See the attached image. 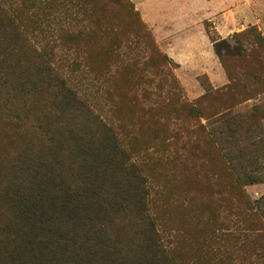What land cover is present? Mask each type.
I'll return each instance as SVG.
<instances>
[{"label":"trees","instance_id":"1","mask_svg":"<svg viewBox=\"0 0 264 264\" xmlns=\"http://www.w3.org/2000/svg\"><path fill=\"white\" fill-rule=\"evenodd\" d=\"M86 1L0 0V90L6 96L10 91L36 95L45 106L23 150L0 163V180L9 181L0 193V212L10 216L0 229V264H178L174 236L159 221L168 209H162L157 173L193 168L191 158L197 153L210 159L220 154L223 141L199 122L198 109L202 102L230 96L233 84L225 91L207 92L192 106L177 98L178 85L171 79L170 104L144 107L137 97L125 94L134 87L129 82L104 92L105 70L95 74V92L110 98L121 90L116 97L120 105L106 119L95 115L57 69L54 53L60 41L73 59L66 72H78V33L68 26L78 29V11H84ZM253 30L252 40L234 45L222 38L211 40L229 80L227 60L244 56L247 46L264 45L262 34ZM34 34L49 41L45 47L33 44ZM51 36L57 40H49ZM149 83L144 78L143 84ZM123 109L124 117L117 113ZM169 109L174 116L165 114ZM256 118L252 114L244 119ZM234 119L235 126L243 120ZM141 133L147 135L143 140ZM200 169L207 171L208 166ZM246 226L257 233L255 244L263 232L255 223ZM249 238L239 226L213 235L216 260L233 264L232 253ZM255 258L264 264L263 251H256Z\"/></svg>","mask_w":264,"mask_h":264},{"label":"rangeland","instance_id":"2","mask_svg":"<svg viewBox=\"0 0 264 264\" xmlns=\"http://www.w3.org/2000/svg\"><path fill=\"white\" fill-rule=\"evenodd\" d=\"M147 1L146 9L157 12L160 8L166 10L175 7L181 15L186 13V20L180 21L182 27L186 25L187 29L190 28L187 25H193L192 36L186 39L187 43L193 42L192 48L205 50L208 41L212 43V39L222 38L219 29L224 31L225 38L222 39L231 45H234V41L252 40L253 28L264 37V0H252L256 3L254 6L258 7L255 13L257 20L261 21L258 25L234 18L221 20L224 9L220 10L217 6L219 0H209V3L207 0ZM86 3L84 11H78V29L68 26L70 32L78 33V72L74 76L66 72L64 67L73 59L60 47V41L54 45L55 66L77 87L78 94L95 115L106 119L116 110L115 106L120 105L116 97L121 90L110 98L102 95V91L100 94L95 92V74L105 70L108 74L105 81H101L104 92H113L116 90L115 84L123 86L129 82L134 87L125 88L129 89L125 94L137 97L144 107L155 103L170 104L168 83L171 79L178 85L177 98L192 106L198 104L207 92L225 91L233 84L230 96L202 102L198 109L199 122L207 132L215 133L223 141L220 154L210 159L208 154L197 153L191 158L193 168L192 165L191 168H168L157 173L156 181L164 195L162 209H168L159 214V221L174 236L178 264H220L213 254L217 247L212 236L220 235L232 226H239L250 236L249 242L240 243V249L232 253L233 264H260L255 252H264V45L262 48L247 46L244 56L227 60L233 81L229 80L213 45L204 63L211 73H224L226 81L218 86L207 74L190 75L189 71L182 70L168 57L134 0H87ZM207 3L210 12H215L211 17L207 13L202 15ZM193 7L200 8L199 14L195 13V19L190 16ZM168 15L169 12L165 13V16ZM200 24L203 25L201 33L197 28ZM52 37L49 40H57V36ZM32 42L42 49L49 41L34 34ZM52 46L53 43H50L49 48ZM155 52L162 59L155 57ZM203 55L205 57L206 53ZM138 69L142 71L140 75ZM139 78H143V81ZM144 78L150 83L143 84ZM2 85L3 81L0 82ZM38 99L36 95L24 97L12 91L6 96V92L0 90V163L5 162L7 156L21 152L25 138L28 139L26 135L37 128V115L45 108L39 105ZM124 111L117 113L124 117ZM172 112L169 109L165 114L174 116ZM252 114L257 117L253 122L244 119ZM232 118L243 120L239 126H235L230 120ZM146 136L141 133L140 140ZM202 164L208 166L207 171L200 169ZM8 184L7 179L0 180V193ZM0 209L3 208L0 206ZM246 214L250 215L247 219ZM9 217L7 212H0V229ZM246 222L255 223L256 229L263 232L255 244L253 241L257 233L248 232ZM218 249L225 251L227 247Z\"/></svg>","mask_w":264,"mask_h":264},{"label":"crops","instance_id":"3","mask_svg":"<svg viewBox=\"0 0 264 264\" xmlns=\"http://www.w3.org/2000/svg\"><path fill=\"white\" fill-rule=\"evenodd\" d=\"M209 3V0H207ZM219 0L217 6L220 10L224 9V12L221 14V20L224 18L225 20L234 18L236 21H245L248 24L252 23L253 25H258L261 21L256 18V10L258 7H255L254 1L252 0ZM136 7L140 14L142 15L144 21L146 22L149 29L152 31L155 36L158 44L164 50V52L168 55L170 59L176 62L182 70H186L190 72V75L196 74H207L210 77V80L217 84L218 86L222 85L225 81L224 73L216 75L211 73L210 68L204 62L207 60V55L211 54L213 44L208 41L205 50H201L200 48H192L191 41L189 44L187 43V38L190 39L192 36L193 25H187L190 27L189 29L182 27L181 21L186 20V13L181 15L182 13L175 7L174 9L167 8L166 10L159 9L156 11L151 10L150 8L146 9L145 5L149 1L145 0H134ZM204 5L205 11H201L202 15L207 13L210 17L213 16L215 12H210V5ZM228 7V9H226ZM191 17L196 18L195 13L199 14L200 8L193 7L191 10ZM169 12L170 15L165 16V13ZM164 13V14H163ZM174 13V14H173ZM161 16V17H158ZM163 16V17H162ZM169 16H171L169 18ZM181 16V17H180ZM202 24L198 25V32H202ZM187 29V30H186ZM220 36L224 37L223 29L220 30ZM195 34V33H194ZM193 34V35H194ZM196 36V34H195ZM205 37L204 35H202ZM204 52L206 56L204 57ZM216 64V63H215ZM218 66V64H216Z\"/></svg>","mask_w":264,"mask_h":264}]
</instances>
